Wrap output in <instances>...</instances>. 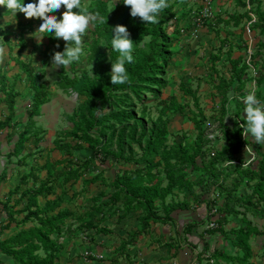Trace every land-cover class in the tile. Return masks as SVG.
<instances>
[{"label": "trees", "instance_id": "16d2710c", "mask_svg": "<svg viewBox=\"0 0 264 264\" xmlns=\"http://www.w3.org/2000/svg\"><path fill=\"white\" fill-rule=\"evenodd\" d=\"M108 0H90L86 6L89 11L98 12L100 18L94 23L93 28L103 37L107 44V49L111 59L114 61L118 56L111 46V28L116 24L125 25L128 28L134 44L133 55L134 63L126 65L129 71V82L125 84H112L110 73H100L94 79L89 80L83 72L79 78H66L63 80L62 87L69 88L78 96L83 98L71 118L72 128L65 132V136L77 141L75 150L81 149V144L85 143L89 151L88 159L83 162H73L71 160H58L51 162L44 156L42 149L37 148L42 137L38 132H31L30 121L39 113V109L45 105L49 99V89L44 85H36V76L29 62L21 59V53L27 48L24 32H20L17 41L16 56L11 60L24 76L23 80L30 92L29 106L26 112L28 122L17 129L18 122L13 121L15 114L16 99L20 92L16 89V82L9 83L0 69V105L3 104L7 113L0 119V134L5 133L8 142L16 139L12 148L5 157L7 162L12 164L11 159L16 158V177L18 183L11 189L6 197L0 201V212L4 218L0 222L1 232L7 230L14 224V232L4 240H0V252L10 257L14 264H59L58 260L64 250V244L60 240L71 235L74 226L83 232H92L93 236L112 235L113 232L107 227L106 221L114 216L116 222H120L130 214L137 215L139 230L130 231L126 234L127 239L119 236L118 250L122 255L127 256L126 247L135 244L137 237L144 235L151 224H161L162 226L175 225L173 213L177 211H189L192 206L201 205L215 207L214 213L207 211L206 219H214L213 228L207 229V234H219L222 237L234 236L232 247L242 252V255H229L221 250H213L211 255L206 256L207 264H247L251 255L248 244L249 237L254 235L264 239V152L260 154V159L255 163V168H250V163L245 165L237 154L246 144L243 137V128L246 122L240 118L241 109L234 111V121L230 129L225 128L226 144L220 152L208 154L203 148V131L200 122L192 117L195 138L192 144L187 142L175 143L166 147L165 127H154L146 131L142 127L139 138H143L148 133L140 156L136 159L124 158L123 137L124 127L121 128L115 139L116 151H111L110 145L112 138H106L104 127L110 121H116L118 125L126 121L127 123L136 120V114L123 112L117 114L115 111L126 106V109L134 107L135 103L146 101L150 97H157L161 90L166 87L163 76L169 65L173 54L170 50L173 43L179 38V31L176 30L177 21L172 12V7L176 3L174 0L169 3L159 15V22L156 24H145L138 16L130 15V6L125 5L120 0L115 13H109L107 8ZM241 8L246 7V0H233ZM28 0H25L27 3ZM82 3V1H81ZM251 11H255L261 21L264 16L257 12L254 5L258 0H248ZM63 11L65 10L63 6ZM77 11V9H73ZM111 14V15H110ZM11 15L3 6H0V18ZM60 13L57 17L60 18ZM247 17V12L240 15H230L228 20L233 21L234 25L239 20ZM221 21H219L220 23ZM225 24H228L226 21ZM169 28H172L170 35ZM31 29V28H29ZM42 38L46 40L51 55L55 51H63L66 43L59 42L58 38L51 33H44ZM147 42L141 46L143 40ZM57 44L59 47H57ZM225 43L222 42V46ZM219 52H221V47ZM10 52V50H9ZM10 54V53H9ZM220 59V54L213 56L212 64ZM241 57L232 58L230 50L226 55V60L230 64V79L226 82L219 80L216 86L221 99L220 120L224 119V109L226 95L232 87V83L238 84L235 90H241L244 86L242 80ZM73 62L72 65H74ZM260 76L258 83L263 81ZM61 85V84H60ZM193 102L197 103V98L191 90L186 89ZM132 100V101H131ZM181 109V108H179ZM97 129V132H95ZM31 143L33 151L26 152V143ZM60 150H65L68 155L71 144L67 142L57 144ZM1 156V153H0ZM43 159L42 164L38 159ZM29 158L32 164H29ZM205 158L208 160L205 161ZM34 159V160H33ZM200 160L199 166L196 160ZM97 161L99 167L106 163L114 164L123 161L124 163H134L142 165L140 169L114 170L113 179L109 182L103 177L102 172L84 178L89 164ZM65 165L60 171L58 166ZM163 167V177L153 173L159 166ZM28 172H21L28 168ZM190 166L199 173L195 182L187 178L185 168ZM244 167V168H243ZM105 169V168H104ZM44 174V175H43ZM234 176L229 185L226 184L227 178ZM61 194H56L58 180ZM7 180L6 169L0 173V185ZM80 180L81 192H73L70 198H76L83 192L90 191V187L96 183L110 188L105 201H93L86 210L78 215L75 221L68 210L63 209L65 203L71 199L64 198V186L72 187ZM163 182L165 184L163 185ZM243 184H253L251 191L245 195L237 196L236 192ZM198 191L194 190V187ZM187 190L193 198L192 204L186 199L177 201L172 199L170 202L166 198L173 195V190ZM210 194L215 199L219 197L220 203L216 201L206 202L202 200L204 195ZM102 195V193H100ZM14 197V198H13ZM213 198V199H214ZM215 201V202H214ZM209 203V205H208ZM247 215L261 221L260 225L253 224ZM239 218L242 225L238 229H226L230 223V218ZM74 223H76L74 225ZM74 225V226H73ZM194 223H188L183 232L188 235ZM117 236V235H116ZM176 244H173L175 246ZM168 247L171 244L167 245ZM208 250L207 244H203L202 251L197 253V258L204 255Z\"/></svg>", "mask_w": 264, "mask_h": 264}, {"label": "rangeland", "instance_id": "374dc122", "mask_svg": "<svg viewBox=\"0 0 264 264\" xmlns=\"http://www.w3.org/2000/svg\"><path fill=\"white\" fill-rule=\"evenodd\" d=\"M81 1L83 5L87 6L90 0ZM173 1L170 0L169 3ZM118 5H120V0H108L109 13H115L118 10ZM203 6L211 8L212 17L197 22L196 19L199 18ZM250 8H241L233 0H176L172 12L177 21L176 30L179 31L180 36L170 48L173 57L163 76L166 87L161 90V94L157 97H150L146 101L135 103L132 108L126 109L125 106L115 111L117 114L125 111L135 113L136 120L129 123L123 121L120 125L116 121H110L104 127L106 138L113 137L110 145L111 151H116V134L123 127L125 129L123 137L124 158L134 160L140 156L148 136L147 133L145 137L139 138L143 126L147 132L154 127H165L167 130L165 135L166 147L181 142L192 144L196 135L192 117L200 122L203 131L204 150L208 154L221 151L226 144L225 128H231L234 121V111L240 106H243L240 118L246 122V113H243L244 103L241 97L254 90L257 97L264 101V79L260 84H257L259 77H264V21H261L256 12L251 11ZM254 8H257V12L264 16V0H258V4L254 5ZM62 9L63 5L59 10H54L56 15L58 12L61 14ZM244 12H247V17L241 18L238 24L234 25L233 21L229 22L230 15H240ZM219 21L221 22L219 23ZM226 21L228 24H225ZM40 22V18H26L19 11L15 18L12 15L0 18V24H3L0 27L4 26L0 28L1 73L9 83L15 81L16 89L20 92V96L16 99L17 106L13 121L18 122V130L28 122L26 112L29 106L30 92L23 80L24 76L11 60V57L16 56L18 36L20 32H24L27 48L21 53V59L30 63L36 76V85H44L49 89L47 103L39 109V113L30 121L31 132H38L42 137L37 148L42 149L44 156L51 162L58 160L83 162L89 157L87 145L79 143L81 149L75 150L74 146L77 141L65 136V132L72 128L71 118L83 98L71 89L62 87L63 80L79 78L83 72L89 80L94 79L100 73H110L112 59L106 47L105 39L93 26H90L85 36L86 55L74 65L53 68L52 55L46 40L42 36L38 38L41 34L36 32ZM171 31L172 28H169L170 35L173 34ZM58 40L63 44L66 42L63 38H58ZM145 42L147 39L142 41L141 46ZM222 42L225 43L224 46H222ZM102 43L103 45H101ZM220 46H222L221 52L218 51ZM228 50H230L233 59L239 56L242 58L240 67L245 64V67H242L244 86L241 90H235L238 88V84L232 83V87L225 96V113L221 122L220 108L222 102L216 86L219 85L220 79L226 82L230 79L231 67L226 60ZM217 54H220V59L212 64L211 59ZM186 89L195 94L196 104L186 94ZM2 113H7L3 105L0 107V119L3 117ZM243 137H245L246 144L237 154V157L242 159L244 167L250 163V168L254 169L255 163L260 159V154L264 152V144L255 143L251 135L245 132ZM15 139L16 135L13 136V141L8 142L5 133L0 134V169L2 170L1 166L4 165L6 174L7 166L11 168L16 163V158H12V164H9L5 157L12 148ZM65 142L72 146L68 155L65 154V150L56 147L57 144ZM30 144L29 142L26 143V152L34 150ZM38 160L40 164L44 162L43 159ZM207 160L205 158V161ZM29 164H32L30 158ZM196 164L199 166V159L196 160ZM64 166L60 165L56 170L60 171ZM141 167L142 165L124 163L123 161L117 164L111 161L103 167H99L97 161H92L84 174V178H90L103 169L105 170H102L103 177L110 182L113 179L114 170H137ZM153 173L163 177L162 165ZM185 174L193 182L199 176V173L190 166L185 168ZM233 177L227 178V185L231 183ZM61 182L62 179H59L56 188L59 194H61ZM164 184L165 182H163ZM252 185L243 184L237 190L236 195L249 193ZM10 186H12L11 183ZM63 188L65 189L64 198L67 200L73 192H81L80 180L72 187L64 186ZM6 189L3 188L0 192L2 198L7 193ZM194 190L198 191V188L195 186ZM110 191L109 187L106 188L96 183L90 187V191L83 192L76 198H70L71 202L65 203L63 209L68 210L72 215L70 220L75 221L78 215L91 205V202L94 200L105 201ZM213 198L208 194L204 195L202 200L206 202L215 200L216 205L220 203L219 197ZM172 199L177 201L186 199L191 204L193 202V198L185 189L181 191L174 189L173 195L167 197L166 201L170 202ZM191 206L189 211L173 213L175 225L151 224L144 235L137 237L135 244L126 247L127 256L122 255L118 250L119 241L117 237L127 239L126 234L130 230L133 228L136 231L140 229L137 223V215L139 214H130L122 222H115V218L106 221L105 224L113 232L109 236H93L90 232L85 233L80 228H75L76 223H74L72 234L60 240L64 244L62 262L65 264H207L205 257L211 255L215 249L224 251L229 255H242L239 249L232 247L233 235L222 237L219 234L209 235L206 233L208 228H213L210 227V223L214 220L206 219L207 211L214 213L215 207L210 205L208 208L205 205ZM247 217L253 224H261V221L256 218L254 219L250 215ZM191 222L194 223V227L188 235H185L183 228ZM229 223L226 227L227 230L229 228L238 229L242 225L239 218L233 217L230 218ZM205 243L208 250L204 255L197 258V253L202 251ZM168 244L171 246L168 247ZM173 244L176 245L173 246ZM248 244L251 255L247 264H264V239L252 235L249 237ZM65 257L68 262L63 261ZM220 264L225 263L220 262Z\"/></svg>", "mask_w": 264, "mask_h": 264}, {"label": "clouds", "instance_id": "9594fccd", "mask_svg": "<svg viewBox=\"0 0 264 264\" xmlns=\"http://www.w3.org/2000/svg\"><path fill=\"white\" fill-rule=\"evenodd\" d=\"M122 2L130 6L132 17L138 16L145 24L158 23L160 13L168 7V0H122ZM62 5L65 10L58 18L54 10H59ZM0 6L5 7L14 18L18 11L26 18H40L41 22L36 30L41 34L38 38L45 36L42 35L44 33H51L53 37L63 38L67 42L63 51L54 52L53 68L70 66L86 55L87 30L100 18L98 12L89 11L81 0H28L27 3L25 0H0ZM111 32L114 33L111 46L118 52V56L114 61L109 58L110 79L112 84H125L129 82L126 65L135 61L133 40L125 25L116 24L111 28ZM241 100L244 103L243 113H246V125L243 131L250 134L255 143L264 144V101L257 97L254 90L241 97Z\"/></svg>", "mask_w": 264, "mask_h": 264}, {"label": "crops", "instance_id": "0c3cea01", "mask_svg": "<svg viewBox=\"0 0 264 264\" xmlns=\"http://www.w3.org/2000/svg\"><path fill=\"white\" fill-rule=\"evenodd\" d=\"M1 105H3V104H1ZM1 105H0V107H1ZM17 105H15V107H16ZM3 107H4V105H3ZM14 116H15V114H14ZM14 116H13V118H14ZM16 121V120H15ZM2 167V170L0 169V173L4 170V165H2L1 166ZM8 167V169H7V174H6V177H7V180L4 182V183H2L1 185H0V192L2 191V189L3 188H7L6 189V192L8 193L11 189H13L14 188V186L18 183V178L16 177V165L14 164V166H11V168H9V166H7ZM28 170H29V166H28V168H25V169H22L21 170V172H28ZM13 173V174H12ZM10 183L12 184V186H10ZM81 185V184H80ZM2 188V189H1ZM81 191V190H80ZM7 193H6V195H7ZM56 194H59L57 191H56ZM6 195L5 196H3V198L0 196V201H2L5 197H6ZM14 198V197H13ZM116 216H114L113 218H111L110 220H112V219H114ZM128 217V216H127ZM126 217V218H127ZM4 218V214L3 213H1L0 212V222L2 221V219ZM125 218V219H126ZM125 219H123V220H125ZM123 220H121L120 222H122ZM115 222H116V220H115ZM5 223H3L2 225H4ZM1 223H0V232H1ZM108 227V226H107ZM14 228H15V226H14V224H11L10 225V227L7 229V230H4L1 234H0V240H4V239H6L8 236H10L11 234H12V232H14ZM109 229H111L110 227H108ZM136 229L135 228H133L132 230H130V231H135ZM114 231V230H113ZM129 231V232H130ZM90 234H92V232H90ZM102 236H109V235H102ZM61 242V241H60ZM62 243V242H61ZM119 244V243H118ZM119 246V245H118ZM64 251V250H63ZM62 253H64V252H62ZM62 255L63 254H61V256H60V258H59V260H58V262H59V264H65L64 262H62ZM63 261H67L68 262V260L66 259V257H65V259H63ZM0 264H14V262H13V260L10 258V257H7V256H5V255H3L1 252H0Z\"/></svg>", "mask_w": 264, "mask_h": 264}, {"label": "built area", "instance_id": "2783aa9c", "mask_svg": "<svg viewBox=\"0 0 264 264\" xmlns=\"http://www.w3.org/2000/svg\"><path fill=\"white\" fill-rule=\"evenodd\" d=\"M249 4H248V0H246V8H249ZM210 17H212V11H211V8L210 7H205L203 6L200 14H199V18H197V22H202V20H205V19H210ZM248 30H249V27H248ZM213 223H210V227H213Z\"/></svg>", "mask_w": 264, "mask_h": 264}]
</instances>
